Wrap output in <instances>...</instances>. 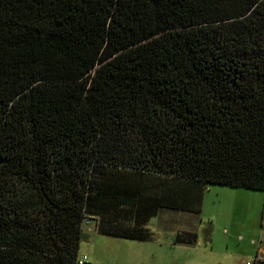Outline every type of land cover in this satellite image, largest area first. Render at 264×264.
Wrapping results in <instances>:
<instances>
[{"label":"trees","instance_id":"16d2710c","mask_svg":"<svg viewBox=\"0 0 264 264\" xmlns=\"http://www.w3.org/2000/svg\"><path fill=\"white\" fill-rule=\"evenodd\" d=\"M210 184L264 192V0H0V264H77L85 219L148 240Z\"/></svg>","mask_w":264,"mask_h":264},{"label":"rangeland","instance_id":"374dc122","mask_svg":"<svg viewBox=\"0 0 264 264\" xmlns=\"http://www.w3.org/2000/svg\"><path fill=\"white\" fill-rule=\"evenodd\" d=\"M92 226L83 228L79 245L88 264H252L264 249V192L207 185L199 211L160 209L142 225L150 233L144 241L101 235Z\"/></svg>","mask_w":264,"mask_h":264},{"label":"built area","instance_id":"2783aa9c","mask_svg":"<svg viewBox=\"0 0 264 264\" xmlns=\"http://www.w3.org/2000/svg\"><path fill=\"white\" fill-rule=\"evenodd\" d=\"M83 225L84 226H89L90 225V221L88 219H85L84 222H83ZM264 254V253H263ZM261 253V255H258L257 256V259L256 260H259L261 259L264 255ZM88 257L86 255H82V256H79L77 258V264H88ZM254 263V262H253ZM252 263V264H253ZM247 264H251V263H247Z\"/></svg>","mask_w":264,"mask_h":264},{"label":"crops","instance_id":"0c3cea01","mask_svg":"<svg viewBox=\"0 0 264 264\" xmlns=\"http://www.w3.org/2000/svg\"><path fill=\"white\" fill-rule=\"evenodd\" d=\"M160 211V210H159ZM171 211H173V210H171ZM159 213V212H158ZM92 224H93V226H92V229H96V231H97V229H98V227H96V225H95V222H91ZM90 226V225H89ZM88 229V231H90V229H91V227L89 228H87ZM98 232V231H97ZM99 233V232H98ZM102 235V234H101ZM261 253L263 254L264 253V249H259V251H258V254H257V256L258 255H261ZM264 255V254H263ZM264 257V256H263Z\"/></svg>","mask_w":264,"mask_h":264},{"label":"clouds","instance_id":"9594fccd","mask_svg":"<svg viewBox=\"0 0 264 264\" xmlns=\"http://www.w3.org/2000/svg\"><path fill=\"white\" fill-rule=\"evenodd\" d=\"M84 227H89V226H84V225H83V228H84Z\"/></svg>","mask_w":264,"mask_h":264}]
</instances>
